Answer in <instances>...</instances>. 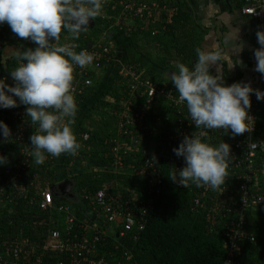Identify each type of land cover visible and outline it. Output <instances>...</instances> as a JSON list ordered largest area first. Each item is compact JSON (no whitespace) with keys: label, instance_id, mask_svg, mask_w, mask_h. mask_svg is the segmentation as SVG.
<instances>
[{"label":"trees","instance_id":"obj_1","mask_svg":"<svg viewBox=\"0 0 264 264\" xmlns=\"http://www.w3.org/2000/svg\"><path fill=\"white\" fill-rule=\"evenodd\" d=\"M116 1L111 0L109 3H115ZM158 3L160 6L165 5L160 1ZM165 7L166 10L158 11L156 14H159L154 15L155 18L158 17L159 25H164V29L159 32L157 40L159 41L162 36L168 35L171 40L170 46L176 48L181 43L184 47L187 46L192 42V37L193 40L198 37L196 26L193 21H190L189 15L180 8L176 13L171 10L173 6L165 5ZM105 11L109 12L108 6L104 7ZM116 11L117 9L110 15L114 17ZM93 21L94 27L89 30L93 34L83 32L78 40H73L69 33L62 30L59 41L63 44L76 42L79 48L84 47L88 42L96 41L103 30H106L111 20L99 16ZM6 25V23L2 24L1 28L3 29ZM108 32L105 42L107 41L113 45L111 52L113 57H116L113 36L120 35L122 29L114 27L110 28ZM135 32H139L137 37L134 36ZM144 33L147 34L146 31L139 30V27H137L136 30H133L132 35L126 36V38L129 40L136 37L137 44L132 45L137 54L152 62L154 61L155 65L153 66H156L159 63L158 58H150V55L145 52V48L148 39L153 41L152 39L157 36L148 38ZM9 35L14 36L11 31ZM144 35L146 45L139 42L140 39L144 38ZM179 39H182L181 43H179ZM113 50L115 53H113ZM187 53L183 51L184 55L182 54L183 56L181 55L179 60L191 68L194 64L190 65L191 58L195 57H193L191 51ZM15 65L16 61L11 58V55L7 58L6 63L0 64L1 71L6 74L9 83L13 81L9 71ZM127 65L133 66L137 71L142 70L144 77L159 84L164 80L162 78L164 75L156 70L160 68H140L142 64L135 60H129ZM102 67L103 69L97 74L89 71L88 74L83 75V79L78 77V72L75 74V79L77 78V83L75 82L76 91L80 90V92H76L78 111L72 128L77 141L81 145L78 155L77 153L75 155L61 154L59 157H52L45 154L46 161L42 165H36L30 158L28 162L30 166L19 171L16 166L26 154L30 153L29 137L37 130V126L24 133L22 138L19 139L14 135V120L11 118L3 119L11 130L12 138L10 141L4 142L5 156L10 164L2 169L0 173V245L3 242L9 244L15 238H25L32 244L39 245L49 230L60 228L63 218L57 212V207L60 205L68 204L74 208L80 218H88L91 214L87 205L88 200L85 197L100 189L106 193L120 191L124 198L134 194L133 202L143 201L146 198L147 185L140 176L135 174L132 168H129L128 157L125 158L124 166L129 169L125 167L113 169L109 164L112 162V158L106 140H110L108 136L111 131L116 130L118 119L114 111L121 110L119 100L126 97L124 89L126 86L125 81L128 79L118 74V68L113 69L115 70L113 74L112 69L108 70V63L102 62ZM222 76H224L226 84L240 81L238 77H235V80H233L234 78H226L227 74L225 72H222ZM87 78L92 83L90 86L84 87L83 82ZM172 87L174 88L173 85ZM261 102L263 107L260 106ZM178 105L169 107L162 99H156L153 103L155 119L154 123L150 125L155 126V130L159 134L166 127L169 128L172 125V115L178 110ZM251 106L258 111L255 135L259 134V139L264 144V100L257 101L255 99L251 102ZM99 109L101 111H98ZM162 109L165 112L160 115L159 111ZM146 115L151 116L149 112ZM84 133L89 134L86 140L82 139ZM145 138L141 137L140 141L143 142ZM128 151L133 153L131 149H128ZM259 153L264 155V148H260ZM57 161L66 171V179L72 182L71 193L73 195L67 201H55L50 210H39L37 205L40 195L38 188L37 190L34 189V183L30 182L31 177H39V188L41 190L50 188L55 182V175H57L54 173L53 168ZM259 163L260 161H257L255 166L258 167ZM159 171L162 177V182L158 185L160 193L156 196L150 195V199H152L150 202L151 207L141 216L144 219V222H142L143 229L137 234V238L134 239L133 233H128L124 237L111 235L105 239V242L100 238L97 243L98 252L95 257H104L106 264H225L227 252L223 247L222 232L225 225L235 218L231 217L230 213L219 209L216 220L211 226V224H208L205 213L206 208L212 205V202L210 200L203 201L204 208L198 211L194 210L192 208L193 197H195L192 191L193 188H183L173 183L169 179L171 172L165 165H161ZM13 172L20 173V177L16 182L17 185H13L15 178ZM260 177L263 178L260 179L264 188V176ZM234 180L231 173L229 181L234 182ZM20 186L24 187L21 193L18 191ZM147 204H149L148 201ZM43 220L47 224H44ZM244 220L243 230L254 236V242L244 241L241 244L240 251L235 257L236 264H264V199L256 208L245 213ZM207 228H210V231ZM119 230L120 227L116 229L117 232ZM116 245L118 247H115ZM124 253L129 255L130 258L127 259ZM0 257L2 259L10 258L6 254V249L4 250L2 247ZM11 260H15V258L12 257ZM25 260L26 258L18 259L16 262L17 264H23ZM44 260L53 264H58L59 261H63V264H69L68 257L58 252H51Z\"/></svg>","mask_w":264,"mask_h":264},{"label":"built area","instance_id":"obj_2","mask_svg":"<svg viewBox=\"0 0 264 264\" xmlns=\"http://www.w3.org/2000/svg\"><path fill=\"white\" fill-rule=\"evenodd\" d=\"M109 2L111 0H103L101 14L103 19L111 20L106 30H103L96 41L88 42L84 47L79 48L78 46L75 49L77 52L85 50L94 56V60L90 65L84 68L74 67L72 88L75 100L76 92H80V90L76 91L75 82L77 83V78L75 79V74L77 72L79 73L78 77L83 79V75L88 74L89 71L99 73L103 69L102 62L109 64L108 70L115 68L117 60L111 52L113 45L107 41V43L105 42L106 36L109 34L108 30L117 27L124 32H131L136 30L145 20L152 19L158 11L165 10V6H160L157 2L143 0ZM241 3L240 12L259 21L264 26V0H241ZM106 6L109 7V12H104ZM115 9L117 11L112 17L110 13L114 12ZM139 30H143V26ZM10 31L8 25L3 29L0 25V52L4 47L20 49L35 47L29 40L20 39L15 35L10 36ZM155 34H157V31L151 32V36ZM58 43L63 44L60 41ZM68 44L78 45L76 42H69ZM113 53H115L114 50ZM5 59L4 62L6 63L7 60L5 61ZM117 68L118 74L128 80L125 81L126 86L124 89L126 97L119 100L121 110L114 111L118 119L116 130L111 131L108 136L110 140H106L112 158V162L109 164L113 169H121L125 167V158L128 157L129 168H132L135 174L140 176L147 185L146 198L143 201L133 202L134 194L124 198L120 191L106 193L102 189L97 190L85 197L88 200L87 205L91 214L88 218H80L74 208L68 204L60 205L57 207V212L63 218L59 229L49 230L39 245L32 244L25 238H15L9 244L3 242V248L6 249V254L10 258H0V264H17L16 260L24 258L26 260L23 264H53L44 260L51 252L66 255L69 264H106L104 257H95L98 252L97 243L100 238L105 242V239L111 235L124 237L128 233H133L134 239L137 238V234L143 229L142 222H144V219L141 216L151 207L150 202L152 199H150V195L156 196L160 193L158 189V185L162 182L159 171L160 166L165 165L171 174L176 169H181L184 166L183 159L177 157L172 149L179 146L185 135L193 133L196 135L204 133L203 139L213 145L227 142L234 156L232 162L228 165V177L225 184L220 188L213 191L207 186L197 187L190 184L189 187L193 188L192 191L195 196L192 204L194 210L198 211L204 208L203 201L210 200L212 202V205L206 208L205 213L208 224L213 225L217 213L220 211L219 209L230 213L231 217L235 218L225 225L222 237L223 247L227 252L225 264H236L235 257L240 251L241 244L244 241L254 242V236L243 230L245 213L256 208L264 199V188L261 182L263 178L260 177L264 176V155L259 153V149H263L264 144L260 139L254 137L257 117L252 106L249 109L250 126L252 127L250 132L233 137L230 131L228 134H223L220 129L208 131L202 128L196 129L194 123L189 120L186 106L178 100V93L172 86L167 83L159 84L146 78L143 76L142 70L137 71L132 66L121 65ZM0 79H4L9 85L14 84V81L10 83L7 81V76L3 74L1 68ZM91 83L89 78L83 82L84 87L90 86ZM156 99H162L169 107L179 104L178 110L172 115V125L169 128L166 127L160 134L155 130V126L150 125L154 123L155 119L153 103ZM25 108L26 106L19 105L14 108L0 109V120L6 118L14 120V135L19 139L22 138L24 133L36 127L28 121ZM148 112L151 116L146 115ZM164 112V109L159 111L160 115ZM88 136L89 134L84 133L82 139L86 140ZM141 137H146L143 142L140 141ZM128 149H131L133 153H129ZM29 159L30 153L18 162L17 169L19 171L20 169L25 170L26 167L30 166ZM153 159L155 163H149ZM257 161H260L258 167L255 166ZM125 168L129 169L128 167ZM231 173L233 179H235L234 182L229 181ZM12 174L15 175L13 185H17L16 182L20 177V173L13 172ZM18 189L21 193L24 187L20 186ZM40 190L38 191L40 196L37 207L43 211L50 210L55 203L52 190L50 188ZM147 201L149 204H147ZM43 223L47 224L45 220H43ZM118 227H120V230L117 232ZM209 229L207 228V230ZM12 257L15 260H11ZM126 258L129 259L130 256L126 255ZM58 264H63V261H59Z\"/></svg>","mask_w":264,"mask_h":264},{"label":"clouds","instance_id":"obj_3","mask_svg":"<svg viewBox=\"0 0 264 264\" xmlns=\"http://www.w3.org/2000/svg\"><path fill=\"white\" fill-rule=\"evenodd\" d=\"M103 11V0H0V25L7 24L18 38L31 41L34 48H14L10 53L16 61L9 71L14 84L0 79V109L26 106L25 114L37 130L29 137L30 158L36 165L45 162V154L59 157L75 155L81 145L72 125L78 111L73 95L74 67L90 65L94 56L85 50L75 51L76 44H60V34L69 33L73 40L89 28ZM231 37L233 54L246 47L239 37V28ZM259 47L253 50L255 71L264 77V29L255 33ZM192 67L177 63L169 74L178 100L187 109L196 129L229 131L233 137L250 132L249 109L252 94L264 100V91L253 89L250 83L237 81L226 84L220 71L223 48L220 45L195 48ZM235 64H240L238 59ZM4 62L0 52V63ZM234 64L232 65V67ZM215 67V74L211 71ZM204 133L185 135L172 149L182 157L184 166L169 179L183 188L193 184L215 191L225 184L228 165L234 157L227 142L213 145L203 139ZM12 133L0 120V143L8 142ZM7 157L0 155V166ZM149 163H155L153 159Z\"/></svg>","mask_w":264,"mask_h":264},{"label":"crops","instance_id":"obj_4","mask_svg":"<svg viewBox=\"0 0 264 264\" xmlns=\"http://www.w3.org/2000/svg\"><path fill=\"white\" fill-rule=\"evenodd\" d=\"M139 1V0H135ZM146 2H163L165 5L173 6L171 9L173 12L179 11L178 9L184 11L189 15V19L196 26L197 38L193 40L191 39V43L184 45L181 43L182 39H179V43L176 48L170 46L171 40L168 35L160 36L159 41L157 40L158 34L160 31L164 29V25H159L158 17L147 19L142 24H140L139 28L143 26V31H146L145 34L148 38L151 36V32L157 31L155 34L157 37L153 38V41L148 39V42H145L144 38L140 39V44L146 45V53L150 55V58L157 59L158 64L156 66L151 60L140 56L137 54L132 44H137V34L139 32H135L134 36L130 41L126 38V36L132 35V32L126 33L122 30V33L117 36H113V41L116 47V64L115 68L121 65H127L129 60L139 61L142 64L140 68H160L156 69L160 74L164 75V80L162 83H167L169 86L173 84L171 81H168V72L169 74L174 71L175 65L180 63V57L184 53L191 51L193 57L191 58L190 65L194 63L196 60L195 48L197 47H211L213 45H220L223 48L222 56L223 62H221L220 71L225 72L227 74L226 78H234L238 77L240 81L250 83L253 89H258L264 91V77L261 76L260 73L256 72L255 69V59L253 56V50L259 45L257 44L256 31L258 29H264V26L257 20L253 19L250 16L243 15L240 12V7L242 5L241 0H143ZM159 4V3H158ZM160 5V4H159ZM164 5V6H165ZM166 8V7H165ZM169 8V7H168ZM166 10V9H165ZM170 10V9H169ZM170 10V11H171ZM163 11V10H162ZM159 14V13H158ZM156 14V15H158ZM154 19V20H153ZM239 28V37L245 42L246 47L239 54H233L234 49L232 48V40L230 39L235 35L233 29ZM150 35V36H148ZM154 35V36H155ZM152 36V37H154ZM146 37V38H147ZM139 40V39H138ZM180 46V47H179ZM13 47H4L1 52L3 53L5 61L9 58L10 53L13 51ZM176 50V51H175ZM184 55V54H183ZM182 55V56H183ZM241 61L240 64H235L237 61ZM5 63V62H3ZM188 63V62H187ZM234 66L232 67V65ZM133 67V66H132ZM139 68V67H138ZM2 69V68H1ZM213 74H215V67L211 69ZM228 80V79H227ZM231 83V82H230ZM251 102L255 100V95L252 94L250 96ZM260 106L263 107V103H260ZM253 108V107H252ZM256 117L257 112L253 108ZM257 125V122H256ZM259 134L254 137L259 139ZM0 155H5L4 151V142L0 143ZM10 162L7 160V163L0 166V173L2 169L8 166ZM54 173L55 182L50 186L52 190L54 202L58 200L67 201L71 197L67 193H60V191L56 190V187L65 181H69L66 179V171L62 168L59 161L54 164ZM39 177L33 176L31 177L32 183L38 191L40 190ZM71 195H73L71 193ZM3 249V245H0V249ZM1 258V257H0Z\"/></svg>","mask_w":264,"mask_h":264},{"label":"water","instance_id":"obj_5","mask_svg":"<svg viewBox=\"0 0 264 264\" xmlns=\"http://www.w3.org/2000/svg\"><path fill=\"white\" fill-rule=\"evenodd\" d=\"M93 27H94V21L90 20L88 29H93ZM56 190L60 191V193H67L71 197L72 182L71 181L62 182L56 187Z\"/></svg>","mask_w":264,"mask_h":264},{"label":"rangeland","instance_id":"obj_6","mask_svg":"<svg viewBox=\"0 0 264 264\" xmlns=\"http://www.w3.org/2000/svg\"><path fill=\"white\" fill-rule=\"evenodd\" d=\"M90 29H88L87 31H85V32H87V33H89V34H91L92 32H90L89 31ZM93 34V33H92ZM152 36H150V38H151ZM152 40H154V39H152ZM151 41V40H150ZM113 71V74H114V72H115V70H112ZM98 111H101V109H99Z\"/></svg>","mask_w":264,"mask_h":264}]
</instances>
